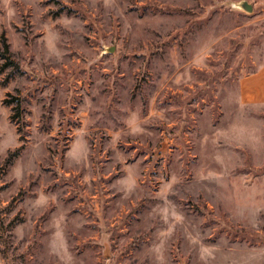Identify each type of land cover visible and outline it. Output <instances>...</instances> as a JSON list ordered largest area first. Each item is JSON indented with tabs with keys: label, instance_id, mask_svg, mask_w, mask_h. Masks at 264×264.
<instances>
[{
	"label": "rangeland",
	"instance_id": "374dc122",
	"mask_svg": "<svg viewBox=\"0 0 264 264\" xmlns=\"http://www.w3.org/2000/svg\"><path fill=\"white\" fill-rule=\"evenodd\" d=\"M0 0V264H264V0Z\"/></svg>",
	"mask_w": 264,
	"mask_h": 264
},
{
	"label": "crops",
	"instance_id": "0c3cea01",
	"mask_svg": "<svg viewBox=\"0 0 264 264\" xmlns=\"http://www.w3.org/2000/svg\"><path fill=\"white\" fill-rule=\"evenodd\" d=\"M238 101L244 106H264V63L239 78Z\"/></svg>",
	"mask_w": 264,
	"mask_h": 264
},
{
	"label": "trees",
	"instance_id": "16d2710c",
	"mask_svg": "<svg viewBox=\"0 0 264 264\" xmlns=\"http://www.w3.org/2000/svg\"><path fill=\"white\" fill-rule=\"evenodd\" d=\"M9 56V45L5 39V37H2V42L0 45V58H5Z\"/></svg>",
	"mask_w": 264,
	"mask_h": 264
},
{
	"label": "water",
	"instance_id": "95a60500",
	"mask_svg": "<svg viewBox=\"0 0 264 264\" xmlns=\"http://www.w3.org/2000/svg\"><path fill=\"white\" fill-rule=\"evenodd\" d=\"M232 6L236 7V8H239L241 10H244V11H247V12H251L252 11V6L250 3H248L247 1L245 0H241L239 2H235V3H232Z\"/></svg>",
	"mask_w": 264,
	"mask_h": 264
}]
</instances>
